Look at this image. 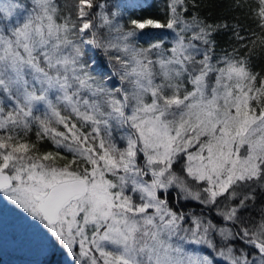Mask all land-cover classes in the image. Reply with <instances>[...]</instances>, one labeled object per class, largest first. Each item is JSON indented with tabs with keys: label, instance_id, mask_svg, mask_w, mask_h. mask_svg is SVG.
<instances>
[{
	"label": "snow or ice",
	"instance_id": "6c2138e0",
	"mask_svg": "<svg viewBox=\"0 0 264 264\" xmlns=\"http://www.w3.org/2000/svg\"><path fill=\"white\" fill-rule=\"evenodd\" d=\"M198 7L0 0V200L43 254L264 264V0Z\"/></svg>",
	"mask_w": 264,
	"mask_h": 264
},
{
	"label": "rangeland",
	"instance_id": "374dc122",
	"mask_svg": "<svg viewBox=\"0 0 264 264\" xmlns=\"http://www.w3.org/2000/svg\"><path fill=\"white\" fill-rule=\"evenodd\" d=\"M14 206L0 200V260L4 264H61L63 257L43 254L29 242L16 217Z\"/></svg>",
	"mask_w": 264,
	"mask_h": 264
},
{
	"label": "trees",
	"instance_id": "16d2710c",
	"mask_svg": "<svg viewBox=\"0 0 264 264\" xmlns=\"http://www.w3.org/2000/svg\"><path fill=\"white\" fill-rule=\"evenodd\" d=\"M63 2V0H62ZM164 0H157V3L162 5ZM252 0H244L245 6L243 8H235L233 0H197L199 7L195 9L201 16L206 17L210 22L225 21L229 24L239 22V24L245 29L241 35H249L256 29L255 23L249 17V11L247 5ZM153 14L162 15L158 13V9L153 7L150 9ZM191 14V13H189ZM218 47L216 49L219 54L223 49L231 51L233 47H238L235 39L231 37L230 33L221 32L217 37ZM251 47V45H249ZM254 62L258 67L264 66V49L257 47L254 50ZM0 264H4L0 260Z\"/></svg>",
	"mask_w": 264,
	"mask_h": 264
}]
</instances>
